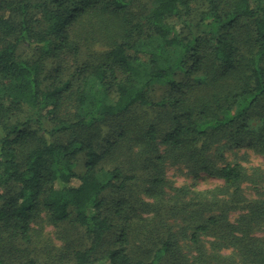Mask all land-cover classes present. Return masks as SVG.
Wrapping results in <instances>:
<instances>
[{"label":"trees","instance_id":"1","mask_svg":"<svg viewBox=\"0 0 264 264\" xmlns=\"http://www.w3.org/2000/svg\"><path fill=\"white\" fill-rule=\"evenodd\" d=\"M226 142L264 159V0H0V264H264Z\"/></svg>","mask_w":264,"mask_h":264},{"label":"rangeland","instance_id":"2","mask_svg":"<svg viewBox=\"0 0 264 264\" xmlns=\"http://www.w3.org/2000/svg\"><path fill=\"white\" fill-rule=\"evenodd\" d=\"M68 61V59L66 60ZM223 153V159L225 162L235 163L238 162L245 166L249 172L255 169H264V159L248 147L246 144H234L226 142L221 147ZM166 177L172 186L185 185L190 191L202 190L211 188L216 184L221 183L220 180L215 179L203 172L197 174L189 173L184 165L172 164L167 167ZM47 236H54L52 227L47 226L45 228ZM56 243L59 241L56 239Z\"/></svg>","mask_w":264,"mask_h":264}]
</instances>
